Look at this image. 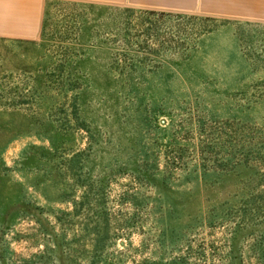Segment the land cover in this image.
<instances>
[{
	"label": "rangeland",
	"instance_id": "rangeland-1",
	"mask_svg": "<svg viewBox=\"0 0 264 264\" xmlns=\"http://www.w3.org/2000/svg\"><path fill=\"white\" fill-rule=\"evenodd\" d=\"M0 37V264H264V0H47Z\"/></svg>",
	"mask_w": 264,
	"mask_h": 264
},
{
	"label": "crops",
	"instance_id": "crops-1",
	"mask_svg": "<svg viewBox=\"0 0 264 264\" xmlns=\"http://www.w3.org/2000/svg\"><path fill=\"white\" fill-rule=\"evenodd\" d=\"M47 0H0V37L35 39Z\"/></svg>",
	"mask_w": 264,
	"mask_h": 264
}]
</instances>
